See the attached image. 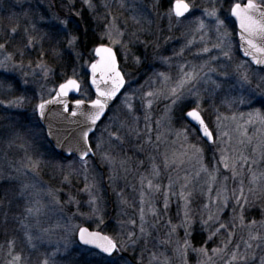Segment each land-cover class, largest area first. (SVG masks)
<instances>
[{
  "label": "snow or ice",
  "instance_id": "6c2138e0",
  "mask_svg": "<svg viewBox=\"0 0 264 264\" xmlns=\"http://www.w3.org/2000/svg\"><path fill=\"white\" fill-rule=\"evenodd\" d=\"M22 2L23 0H17V3ZM117 2L121 9L128 7L126 0H117ZM60 3L61 8H67L65 16L53 12L50 17L41 14L38 15L37 19V14L29 5L28 10L13 13L8 18L9 23L0 26V53H7L0 60V68L5 71L10 70L8 64L12 63L17 56L20 57V63H13L12 66L22 68L26 53L29 50L39 48L36 60H30L28 67L32 68L34 63L33 75H36V70H39V74L47 79L53 73V69L46 59L48 51L45 49V44L49 45L53 56H60L65 45L71 50L78 48L80 37L75 34V29L69 26L73 24V15L82 17L83 13L82 11L73 13L72 9L76 0H66V2L60 0ZM160 4L161 0H155L151 7L155 10ZM83 5L87 6V9L95 17L97 4L93 0H83ZM169 5L165 12L158 13L161 19H167L169 31L187 22L189 27L194 26V32L202 34L201 39L203 40L205 29L209 27V24H214L217 41L213 48L219 50L225 61H232V45L229 39L231 33L228 31V17L223 16L221 0H210L208 6L203 7L200 16L195 17L194 20L190 18L195 15L193 10L196 5L193 0H169ZM104 7L109 8L110 6L104 4ZM131 11L133 14L130 19L134 24L140 25L141 20L146 18V6L143 4L133 5ZM230 16L239 21L240 41L244 46L245 56H252L255 64L264 65V0L231 3ZM104 20L105 23L99 34L97 45L92 49L95 57L98 58L90 65L91 85L96 90V98L90 101L92 110L83 111L82 106L85 105V100L76 99V111L71 113L74 117L78 114L84 117L82 122H77L81 125L78 129V136L74 137V143L69 147L70 154L73 151L79 154V163L85 173L83 188L79 189L77 193L70 191L67 200L63 202L60 198L62 189L48 188L45 191L43 183L36 179L40 174L43 162L28 155L24 134L18 130L9 133L0 132V136L9 135L11 137L8 140L9 147L15 144L25 151L20 166L15 168L14 171L25 176L28 173L33 174L31 183L20 181L18 187H15V182L20 179L19 175L5 176L3 172H0V180L9 183V187L0 188V209L4 208L6 201L11 205L16 198H23L26 195L30 198L24 208L22 217H14L19 230L23 234L21 243L30 250H38L35 241H42L43 238L42 236H35L33 229L39 227L38 217L48 207L42 201L47 198L60 212L64 211L65 205H75V211L66 217L64 229L66 232L78 233L81 243L94 246L101 253L108 256H113L117 252L128 250L136 252L140 250V258L137 260V264H144V252L147 250V245L150 240L156 239L154 232L158 231V226L163 222V216L171 212L172 199L176 198L178 204L176 215L181 217L182 213V218L179 219L178 223H173L172 218L169 217L166 222L167 232L165 238L159 240L161 245H168L172 248L173 255L169 256L166 252H160L159 254L152 252L148 264H172L173 257L180 264H190V253L195 254L196 264H218V262H221V264H264V112L259 109L250 112L247 114V120H244V113H240L239 118L235 114L231 116L230 119L236 124V129L239 131L241 138L237 140V146L232 147L230 150L227 148L220 149V158L211 169L204 163V149L198 146L197 143L189 142L186 125L176 132L178 138L183 137L180 144L182 150L171 148L160 154L159 146L161 143L166 142V137L159 129L164 127L165 122L171 124L172 114L177 108L180 110L182 118H186L189 124L198 126L196 131L202 134V137L198 139L206 138V142H217L211 125L206 122L205 109L202 104L204 98L197 85L201 84L202 81L204 84L212 85L211 89L205 88L204 91L214 95L217 89H221L222 85L213 79L209 73H217V75L224 77L225 83H227V78L231 75L228 71L229 63H222L220 71L217 68L210 67L208 61L201 65L199 69L196 66L188 69L182 65L176 79L164 72L155 73L157 77L155 83L158 87H150L148 91H142L143 86H141V89L132 92L125 90L122 93L123 99L120 105L108 117L109 122L104 126L101 135L96 137L93 144L92 137L95 135L98 121H101V118L106 115V110L110 108V102L118 99V93H121L126 85L125 75L118 64L117 51L114 49L123 50L125 59H127L131 45L141 43L147 47L148 44L147 39H140V33L146 31L143 27L129 33L127 20L121 24L119 17L111 11L105 13ZM38 23L48 25L49 30L45 31L38 27ZM148 23L151 24L152 21L148 20ZM192 43V40L188 41V45ZM9 47H13L14 51L9 52ZM210 51L211 49L206 46L202 49L203 53H209ZM182 52L183 49L177 55L182 54ZM75 55L77 59H82V54L79 51H75ZM160 59L163 63L168 64L171 57L160 56ZM218 59L219 57L216 56L211 57L212 61ZM141 62V57L136 56L135 63L140 64ZM205 67L208 69L207 72L204 71ZM243 68V64H238L235 69L236 82L240 88L246 89L252 94L257 89L264 90V76H260L256 80L255 88H253V80L249 77L246 69L241 70ZM261 71L264 72V68ZM98 75L99 79H97ZM82 83L84 82L77 78V74L73 70L71 76L66 75L64 81L59 83L58 89L55 90V96L48 100L41 98V102L36 105L35 111L39 113L41 119H44L47 105L57 103L63 104L64 111L67 112L69 104L66 98L70 92L80 91ZM101 84L104 85L103 88ZM2 86L0 84V87ZM232 87L235 86L232 85ZM137 92H140L139 99L142 102L144 129L139 127L141 116L138 113L141 111V107H137L133 103ZM189 97L193 99L188 100ZM22 99L9 101L5 106L19 107ZM185 100H188V103H184ZM164 101H167V103H165L163 114L155 120L153 127L151 111L153 105ZM4 103L3 100H0V104ZM223 103L232 106L236 101L225 97ZM239 103H246L243 96L239 99ZM223 119H229V117H223ZM241 120L244 122L240 123ZM215 123L217 128L221 126L222 117L220 114L216 115ZM249 127L254 129L251 135L248 134ZM154 130L157 132L155 141L152 139ZM224 135L228 134L224 133ZM133 139L135 140L137 152H145L147 145L156 149L157 155H162V161H157V155L148 157L151 161V169L147 175L142 174L140 176L138 208L135 204H129L127 199L118 194L120 196L119 203L133 207L136 215L128 216L126 212L118 214L116 225L112 229L113 234H105L100 225L105 224L106 205L102 197L98 195L96 182L94 179L89 180L87 175L89 158L99 153L102 162L115 169L117 158L113 155V150L122 148L126 142L132 144ZM231 139L229 137V143H231ZM17 141H19L18 144ZM172 143L175 144V141ZM105 144L108 145L107 149H104ZM130 160L131 157H125L119 161L120 167L125 172L128 171L127 165ZM193 160L200 165L195 177L199 178L201 173L208 176L206 182L207 202L202 205L200 217L203 230L208 232V236L199 248L195 247L191 240V229L195 222L192 208L194 188L189 186L193 183V178L185 175L183 177L184 183L180 184L178 191L176 189L178 181L173 180L170 175L168 176L167 185H164L160 179L162 176L161 164L163 169L176 170L181 168L186 161ZM139 163L142 166L144 161L140 160ZM220 166H222L223 171H221ZM67 167L72 168L71 161ZM59 171L63 175L61 184L71 185V172L64 174L65 165H59ZM221 177L222 179H220ZM110 179H114V177H110ZM229 180L233 182L231 188L228 186ZM81 193L86 194V200L82 201L77 198ZM212 193H215V195L213 196ZM202 194H204L203 186ZM160 196L163 198L162 211L157 207V198ZM85 206L87 210H85ZM229 208H231V216L227 220L222 219ZM256 214H258L259 219L256 218ZM2 215L3 220L0 223L6 225L8 222L7 211H4ZM32 218H36L35 225L30 223ZM74 219H79L80 223H72ZM91 223H96L98 230L91 231ZM180 228L184 229L183 237L178 234ZM237 229L247 230V238L245 239L241 235L240 240L236 242ZM222 231L227 232V237L214 248L209 249L206 247L208 242L213 241ZM42 232L46 234L49 229H42ZM16 244V239L7 241V255L10 259L6 261V264H29L30 257L24 255L23 248L20 252H16ZM141 245H143V248H141ZM241 245H243V250H241ZM64 247L67 249V243ZM59 251L60 248L57 246L55 252L50 255L45 254L43 259L38 260V264H56L54 257Z\"/></svg>",
  "mask_w": 264,
  "mask_h": 264
},
{
  "label": "rangeland",
  "instance_id": "374dc122",
  "mask_svg": "<svg viewBox=\"0 0 264 264\" xmlns=\"http://www.w3.org/2000/svg\"><path fill=\"white\" fill-rule=\"evenodd\" d=\"M26 1V0H23ZM32 1L39 7H44V11H40L38 15H46V17H50L55 9L49 7L48 0H27ZM81 1L83 5V0H76L75 6L72 9L73 13L76 11H80L81 7L77 6V2ZM247 0H221L223 4V16H228L229 18V10L231 7V3L234 2H245ZM66 2V0H65ZM95 4H97L96 14L101 15L102 17L106 12L111 11L114 15H117L120 19L121 24L125 20L128 22V32L143 27L146 29L145 32L140 33L141 40H148L147 47L144 44L137 43L130 46V51L128 53L127 59H125V55L123 50L116 49L119 53V62L120 68L125 75L126 85L125 89L122 90L116 102L109 109V112L106 114V117L97 127L95 131V135L92 137L93 144L95 143L96 137L100 136L104 126L109 122L108 117H110L114 111H116L117 106L120 105L121 100L123 99L122 93L127 90L128 92H132L136 89H141L142 91L150 90V87H158L155 83L157 77L155 73L164 72L167 75L171 76L173 79H176L180 73V67L183 65L186 68L190 69L192 66H196L197 69L201 65H204L206 61L209 62L210 67L217 68L220 71V65L222 63H229L228 71L231 75L227 78V83H225V78L217 75V73H209V75L217 80V82L221 83V89H217L214 95L209 94V92H205L204 89H211L212 85L204 84L203 81L201 84L197 85L200 89V93L203 96V108L205 109L204 116L206 121L211 125L214 131V138L216 139V143H212L209 148H206L203 144L199 133L195 130V128L188 123L186 118L181 117V112L177 108L173 112V119L171 124L169 125L165 122L164 127L159 129L160 132L164 133L166 137V142L161 143L159 146V153L163 154L166 150L171 148L180 149V144L183 137H177L176 132L179 131L182 126H187V131L189 133V142L197 143L198 146L204 149V163L205 165L211 167L215 165L216 161L220 158V149L227 148L231 149L232 147L237 146V140L240 139V133L236 129V124L230 119L233 114H235L238 118L240 113H244V120L248 119V113L254 112L259 109L261 112H264V90L257 89L254 94L249 93L246 89H241L239 84L236 82L235 69L238 64H243L244 68L241 69L247 70L249 73V77L253 80L252 87L255 88V82L260 78V76H264V72L261 69H257L253 67L248 61L244 60L237 51L236 44V33L235 26L232 27L231 22L228 19V31L231 33L230 41H231V53H232V61H225L222 54L218 49L213 48V45L217 41V34L215 32V25L209 24V27L205 29L203 34V40L201 39V33L194 32L192 27H189L187 22L184 25L179 27H174L171 31H169L168 21L166 18L161 19L158 13H163L167 9L166 7L160 6L153 10L152 4L155 0H126L127 8L121 9L119 7V3L117 0H93ZM196 5V8L193 10L195 15L190 17L191 19H195V17L200 16L203 7L208 6L210 0H193ZM259 2V0H257ZM19 5L17 0H0V9H3L7 5ZM104 4H108L110 7L105 8ZM146 6V13L144 19L141 20L140 25H136L130 19V16L133 14L131 9L133 5ZM87 12L91 13L90 15L94 16L92 12L87 9V6L83 5ZM114 7H117L118 10H114ZM67 14V13H66ZM95 14V15H96ZM222 16V18H223ZM79 16L74 15L72 17L74 25H77V18ZM76 20H75V19ZM95 19V17H93ZM111 19V17H109ZM148 20H151L152 23L149 24ZM232 20V19H231ZM39 24V23H38ZM102 25V30H103ZM70 27V26H69ZM192 40L193 43L188 45V41ZM159 45V47H157ZM208 47L211 49L209 53H203L202 49L204 47ZM67 48V47H66ZM68 49V48H67ZM93 49V48H92ZM92 49L88 52H83L77 48L76 50H71L72 56L71 59V67L70 72L73 73L75 70L77 74V78L81 81L84 79L83 73H87V67L90 62L94 61L95 58L92 55ZM181 49H183L182 54ZM9 52H12V48H8ZM32 51V50H31ZM69 51V52H70ZM75 51H79L82 54V59H77L75 55ZM7 53H0V60L3 59L4 55ZM33 54V53H31ZM30 54V56H31ZM34 55V54H33ZM28 56V57H30ZM91 56V58H89ZM140 56L142 62L140 64L135 63V57ZM160 56L171 57V60L168 64H165L160 59ZM216 56L219 57L218 60L212 61L211 57ZM37 58V56H35ZM36 58H33L32 61H35ZM29 59L25 56L23 58V67L22 68H14L12 66L13 63L19 64L20 57L17 56L16 59L8 64V68L10 70L5 71L3 68H0V84L3 86L0 87V100H3L5 103L0 104V132L9 133L13 131L12 128H8V125L4 126L1 121L6 120L8 117L13 114V112L25 111L27 112V116L29 118L28 125L18 126V131L24 130L23 134L26 141V146L28 147V155H31L33 158L40 159L43 163L41 165V171L36 179L43 183L44 190L47 191L48 188L52 189H62L60 193V198L63 201H66L68 198V194L71 191L72 193H77L79 189L84 186V169L81 167L79 160H66V161H56L50 145L46 141L44 137L43 131L37 125L34 120L35 107L41 102V98L48 99L51 97L58 86L56 83V75L55 69L49 64V66L53 69V73L49 75L47 79H45L42 74H39V70L36 75H33V69L35 68V64L33 63V67L29 68ZM207 67L204 68V71L207 72ZM27 73V75H25ZM87 76V74H86ZM27 81V83H25ZM151 81V83H149ZM57 84V85H56ZM9 85L11 86L9 88ZM234 85L235 87H232ZM82 91L79 93V97L85 100L89 99V94L87 91ZM140 92L136 93V98L133 103L137 107H141L142 102L139 99ZM244 97L246 103L240 104L239 99ZM225 97L228 99H235L236 103L232 106H229L223 103ZM18 98H23L19 107L11 106L6 107L9 101H16ZM193 99L189 97L188 100ZM188 100H185L184 103H188ZM164 102H160L158 104H154L152 108V120L153 127L156 119L160 118L163 114ZM218 110V113H217ZM220 114L222 117V123L219 128L216 127V115ZM141 116L139 127L140 129H144V120H143V109L141 107V111L138 113ZM223 117H229V119H223ZM244 121L241 120L240 123ZM8 130H7V129ZM254 131L253 128L249 127V135ZM227 133L228 135H224ZM157 132L154 130L152 132V139L155 141V136ZM106 137V134H105ZM229 137H231V143H229ZM11 139L9 135L0 136V172H3L5 176L8 175H19V181H16L14 186L18 187L20 181L25 183L32 182V173H28L27 176L18 174L14 171L15 168L20 166V163L25 156V151L15 144L12 147L8 146V140ZM175 141V144L172 142ZM19 141H17V144ZM108 145H104V149H107ZM250 151V149H249ZM113 155L116 156L117 162L115 165V169L109 166L107 163L102 162L101 156L99 153L89 158V164L87 166L88 172L87 175L89 180H93L96 182L98 195L102 197L104 204L106 205L105 211L106 216L111 220L110 229L113 234L112 229L116 225L118 214L122 212H126L128 216L136 215L133 207H128L119 203L121 194L125 199L129 201V204H135L138 208L139 206V191H140V176L142 174L147 175L151 169V161L149 160L150 155H157L156 149L149 147L146 145L145 152H137L135 148V140L133 139L132 144L125 143L122 148H115L113 150ZM125 157H131L127 168L128 171L125 172L119 164L121 159ZM143 160L144 164L141 166L139 161ZM72 162V168L69 169L67 165L69 162ZM157 161H162V155H157ZM65 165L64 174H68L71 172L70 180L71 185L61 184L63 180V175L59 171V165ZM200 165L193 161H186L185 164L176 170H167L162 168V176L161 182L164 185L168 184V176L170 175L173 180H177L176 184L177 191L179 190L180 184L184 183L183 177L185 175H189L193 178V183L189 186L190 188H194V195L192 200V208L194 211V220L191 232V240L195 247L199 248L204 244V241L207 240L208 232L203 230V226L200 222L201 210L203 203L207 202V180L208 176L205 173H201L199 178L195 177L196 171L199 169ZM221 171H223L222 166ZM230 175V174H229ZM110 177H114V179H110ZM222 179V177L220 178ZM3 180H0L2 183ZM202 186L203 193L202 194ZM229 188L233 187V182L231 180L228 181ZM214 196L215 193H212ZM78 199L86 200V194H80L77 196ZM30 198L27 195L23 198H17V216L22 217L24 213V208ZM158 203L157 207L163 210V198L162 196L157 198ZM19 203V204H18ZM42 203L47 204L48 207L44 209V212L38 217L39 219V227L33 229V234L35 236H42V241H35L37 244L38 250H30L26 245L21 243L23 239L22 231L18 230L20 235L16 236V252H20L21 249H24V255L29 256V264H38L39 259H43L45 254L50 255L51 253L56 251L57 246H59L60 251L56 253L54 260L56 264H71L70 261L66 259L67 256L75 255L82 257L87 264H137V260L140 258V250L133 252L132 250H128L125 252H117L113 254V256L105 257L99 254L96 251L84 248L80 246L76 239V233L66 232L64 229V225L66 223V217L71 215L72 212L75 211V205H65L64 211L60 212L56 206L52 205L50 201L45 198ZM182 204V202H181ZM85 210H87L85 206ZM178 211V204L176 198L172 199L171 203V212L165 214L163 216V222L158 226V231L154 232V236L156 239L150 240L147 245V250L144 252V264H148V260L152 252H156L159 254L160 252H166L167 255L172 256V248L168 245H161L159 243L160 239L165 238V233L167 232L166 222L169 217L172 218L173 223H178L181 217H177L176 213ZM231 216V208L227 210V214L222 217V219L227 220ZM107 218V219H108ZM127 218V217H123ZM206 218V214H205ZM256 218L259 219L258 214H256ZM107 219H105V224L100 225V227H105L107 224ZM31 224H36V218H32L30 221ZM72 223H80L79 219H74ZM107 224V225H106ZM106 225V226H105ZM18 226V223H17ZM91 226L97 228L96 223H91ZM42 229H49L48 233H43ZM178 234L180 237L184 235V229L180 228L178 230ZM204 235L203 242H195L193 239V235ZM241 235L244 238H247V230L237 229L235 235V241L238 242L240 240ZM227 237V232H223L214 238L213 241H209L206 247L209 249L214 248L221 242V240ZM175 238V237H174ZM13 239V238H11ZM197 241L200 239L196 236ZM67 243L68 247L65 249L64 245ZM143 248V245H141ZM241 250H243V245H241ZM73 255V256H74ZM259 255V251H258ZM10 259L7 255V245L5 250V255L3 256V264H6V261ZM163 259V257H161ZM172 264H180L178 260L173 257ZM190 264H196V256L195 254L190 253ZM221 264V262H218Z\"/></svg>",
  "mask_w": 264,
  "mask_h": 264
},
{
  "label": "trees",
  "instance_id": "16d2710c",
  "mask_svg": "<svg viewBox=\"0 0 264 264\" xmlns=\"http://www.w3.org/2000/svg\"><path fill=\"white\" fill-rule=\"evenodd\" d=\"M48 1H49V4L51 5V8L55 9V11H58L59 15H61V16L66 15L67 8H61L60 0H48ZM29 5L31 6V9H33L36 14H38V12H40V11H42V12L44 11V7H39L34 2L27 1V0L23 1L19 5L9 4L6 7H4L3 9H0V26L7 25L9 23L8 18L13 13H20L22 10H28ZM161 5H162V7H166V9H168V7L170 6L169 0H161ZM77 6L81 7L80 11H82L83 16L82 17L79 16L77 18V20L74 18L76 20L78 26L74 25V23H73L72 25H70V28H74L75 34H77L80 37V39L78 41L79 50H81L83 52H88L94 46L97 45L99 34L102 31L101 28H102V25L105 23V20H104V16L103 17L101 15L98 16V14H96V13H95L96 14L95 19H93L94 16L90 15L91 13L87 12L86 8L82 5L81 1L77 2ZM114 10L116 11V10H118V8L114 7ZM228 19L231 22L232 27H234V23L231 20V18L228 17ZM38 27L42 28L45 31L49 30L48 25H44L41 23L38 24ZM66 47H67L66 45L63 46V48L61 50L62 54L60 56H53L49 45L47 43L45 44V49L48 51V55H47L46 59H47L48 63L56 71L55 75H56V83L57 84L64 81V79L66 78V75L67 76L72 75V73L70 72V70H71L70 69V67H71L70 55L72 56V53ZM11 48H12V51H14V48L13 47H11ZM38 52H39V48L32 50V51L29 50V52L26 53L25 57L29 60H33V58H36L35 56H37ZM31 53H33L34 55ZM30 54H31V56H30ZM117 55L119 58L118 51H117ZM28 56H30V57H28ZM89 58H91V56ZM83 75L85 76L83 79L84 83H82L83 91H85V92L87 91V94H89V99H91L92 93H91V91L87 85L86 73H83ZM34 120L36 121V123L40 127V129L43 131V129H42L41 125L39 124L35 114H34ZM1 122L4 124V126H6V124H7L8 128H12L13 130H18V129H20V128H18V126H24L26 123H27L26 125H28L29 118L27 116V112L20 111V112H13V114H11L10 117H8L6 120L1 121ZM100 124H99V126H100ZM23 132H24V130L21 131V133H23ZM43 133H44V131H43ZM44 137H45V134H44ZM201 140H202V142L206 148L210 147L211 144L206 143L202 138H201ZM51 150L53 152V156H54L56 161H59V162L60 161H66V160L78 161L75 157L63 158L62 156H60L59 154L54 152L52 148H51ZM7 187H9V183H7L5 181L0 183V188H7ZM17 201H18L17 198L14 199L13 202L11 203V205H9L6 201L4 208L0 209V221L3 220V215H2L3 212L7 211V213H8L7 224L5 225L3 223H0V264H3V256L5 255L7 241L10 240L11 238L14 239L16 236L19 237V235H20V233L18 231L19 228L17 226V221L14 219V217H17V212H16ZM107 218H108V215L106 216L105 219H107ZM107 224H106L107 226L105 225L106 229H105V227H100V228L104 230V233L112 235V232L110 229L111 220L109 218L107 219ZM85 226H88V225H85ZM90 229H97V228H94L90 225ZM196 236H198V238L200 239L199 241H197V239H195ZM203 236L204 235H202V234H200V235L195 234V235H193V239L197 243L203 242ZM73 255L66 257V259L68 261H70L71 264H87L86 261L82 257L75 256V255L73 256Z\"/></svg>",
  "mask_w": 264,
  "mask_h": 264
},
{
  "label": "water",
  "instance_id": "95a60500",
  "mask_svg": "<svg viewBox=\"0 0 264 264\" xmlns=\"http://www.w3.org/2000/svg\"><path fill=\"white\" fill-rule=\"evenodd\" d=\"M244 3H247V1H245ZM229 15H230V10H229ZM231 18L233 19L234 24H235L237 49H238L239 55L243 59L247 60L253 67H255L257 69L264 68V65L255 64L253 62L252 56H245L244 46L242 45V43L240 41L239 21H237L235 19V17H231ZM92 54H93L95 60L98 59L97 57H95L93 52H92ZM117 59H118V56H117ZM95 60L90 62L88 67H87V75H88L87 76V84H88V86L92 92V99L96 98V90H95V87L91 85L92 73H91L90 65H91V63H94ZM118 64H119V60H118ZM97 79H99V75L97 76ZM58 87H59V85L56 87V89H58ZM101 87L103 88L104 85L101 84ZM122 90H121V92H122ZM79 93H80V91H78V92L72 91L69 93V96L66 98L68 101V104H69V110L67 112L64 111L63 104H57V103L47 105V107L45 109V118L44 119H41V117L39 116V113L37 111H35L37 119H38L39 123L41 124V126L45 132L46 139L49 142V144L51 145V147L53 148V150L64 158L74 156L78 160H79V154L75 153L74 151H73V153L70 154L69 153V147L71 146L72 143H74V137L78 136V129L81 125L77 122H82L84 120V117L79 115V114L75 117L71 115V113L73 111H76L75 100L78 99V98L71 99V97H76L79 95ZM120 94L121 93H118V97ZM54 96H55V91H54L53 95L51 97H49L48 99H51ZM48 99H46V100H48ZM91 100H88V101L85 100L86 103H85V105L82 106L83 111L88 112V111L92 110L91 106H90ZM116 100H114L113 102H110V107L115 103ZM109 109L106 110V114L109 112ZM105 116L101 118V121L105 118ZM101 121H98V124ZM191 125L194 126V124H191ZM194 127L196 128L198 126H194ZM199 134L202 137V134L201 133H199ZM203 139L206 141V138H203ZM207 143H212V142H207ZM90 157H92V156H90ZM90 230L96 231V230H92V229H90ZM76 239H77V242L79 243L80 246L87 248V249H90V250H93V251H96L103 256L110 257L105 253H101L100 250L96 249L94 246L84 245L83 243H81L79 240L78 233H76Z\"/></svg>",
  "mask_w": 264,
  "mask_h": 264
}]
</instances>
